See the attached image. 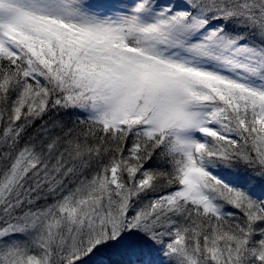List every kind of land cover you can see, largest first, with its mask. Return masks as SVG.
Masks as SVG:
<instances>
[{
	"label": "snow or ice",
	"instance_id": "obj_1",
	"mask_svg": "<svg viewBox=\"0 0 264 264\" xmlns=\"http://www.w3.org/2000/svg\"><path fill=\"white\" fill-rule=\"evenodd\" d=\"M0 264H264V0H0Z\"/></svg>",
	"mask_w": 264,
	"mask_h": 264
}]
</instances>
